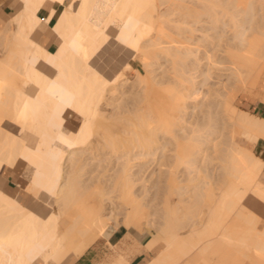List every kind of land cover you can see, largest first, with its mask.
Instances as JSON below:
<instances>
[{"label": "bare ground", "instance_id": "6f19581e", "mask_svg": "<svg viewBox=\"0 0 264 264\" xmlns=\"http://www.w3.org/2000/svg\"><path fill=\"white\" fill-rule=\"evenodd\" d=\"M12 5L0 264H71L111 226L145 264H264V116L238 105L264 90V0Z\"/></svg>", "mask_w": 264, "mask_h": 264}, {"label": "rangeland", "instance_id": "374dc122", "mask_svg": "<svg viewBox=\"0 0 264 264\" xmlns=\"http://www.w3.org/2000/svg\"><path fill=\"white\" fill-rule=\"evenodd\" d=\"M258 2V4H256ZM257 2H255V5L256 6H258L259 5V7H260V2L259 1H257ZM3 3V2H2ZM3 5V4H2ZM262 12H264L263 10L261 11H259V13H262ZM42 16L44 17L45 16V14H42ZM239 29H241V27L239 28ZM227 35H232L233 34V32L234 31H232V30H230V27L228 26L227 27ZM216 33H214V35H215ZM215 41H220L221 42V40L219 39V38H216L215 39ZM53 42H54V39L52 38L51 39V41H50V44H53ZM0 51H1V53H4V49H3V46H0ZM161 61H164V60H161ZM207 99V98H206ZM238 105L240 106V107H242V108H244V109H246V110H249L250 112H252V113H255V114H259V115H264V90H261V91H258V90H253L250 94H247V93H241L240 94V96H239V98H238ZM192 104V103H191ZM192 106V105H191ZM189 109H191V112H193V113H195V111L196 110H193V108L191 107V108H189ZM193 110V111H192ZM190 111V110H189ZM191 112H190V114H191ZM192 113V114H193ZM139 162V161H138ZM150 162V163H149ZM149 162H148V160H147V162L145 161H143V163H145L144 165L143 164H141L140 166L142 167V166H144V167H146V165H147V167L146 168H142V169H144V171L146 170L147 171V178L149 179L151 176H152V174H153V172H154V170H155V166H157V165H154L155 164V162H153V161H151V160H149ZM147 163V164H146ZM149 163V164H148ZM157 163V162H156ZM140 166H138L137 167V169H140L141 167ZM136 168V167H135ZM5 168H4V170L2 171V174L5 172ZM148 173H150V174H148ZM148 175H149V177H148ZM153 179V178H152ZM151 179V180H152ZM9 182H7V184H9V185H11V184H14L15 182V180H8ZM3 184H4V182H3ZM6 183L4 184V186L5 185H7ZM140 186V185H139ZM150 186V185H149ZM143 188V187H142ZM153 188H155V189H157L156 187H152L151 189H150V194H149V197H151L152 198V196H154L153 194H154V192H155V189H153ZM141 189V188H140ZM153 189V190H152ZM142 190V189H141ZM152 191H154L153 192V194H152ZM157 192H155V194H156ZM152 194V195H151ZM156 196V195H155ZM154 196V197H155ZM148 196L146 197V199L144 200V202H148V200H150L151 198H149ZM159 198V199H158ZM158 198H156V199H152V200H150L149 202H151V201H153L152 203L153 204H149L150 206L151 205H154V206H156V205H158L157 203H159V200H160V196H158ZM154 200H156V202L154 201ZM156 204H155V203ZM151 207V210L152 209H157V208H159L158 206H156V207ZM155 210H153L154 212H156L157 213V211H155ZM158 210V209H157ZM158 212H160L159 210H158ZM118 232H121V233H123V234H120V236L118 237V238H116L115 237V240H113L112 238H114V236H116L117 235V233ZM124 234H125V232L122 230V229H120V228H117V227H114V226H111V228L109 227V229H107L101 236H100V238L89 248V250H96V248H98L99 249V252H98V256L96 257V261H95V264H110V261L114 258V257H117V256H119V255H125L127 258V263L128 264H135V263H132V260H133V258H134V255L135 254H137L138 252H141V251H146L145 252V254L143 255V261L141 262V263H139V264H145L147 261H148V259L149 258H151L152 256H154L155 254H156V252L155 251H153V252H149V251H147L146 249H145V246H144V244H142V243H138V244H136L135 242V244L136 245H134V243H133V241L131 240V239H129L130 237H128V240H129V242H125V236H124ZM123 236H124V238H123ZM150 236L149 235H147L146 237H144V239H143V241H146L148 238H149ZM131 242V243H130ZM125 243H127V244H125ZM131 244V245H130ZM139 245V246H138ZM141 245V246H140ZM128 246V247H127ZM138 249H137V248ZM132 248H134V249H132ZM130 249V250H129ZM135 250V251H134ZM131 252V253H130ZM154 252H155V254H154ZM127 254H129V255H127ZM77 260V259H76ZM74 262V261H73ZM72 262V263H73ZM71 263V264H72ZM183 264H189L188 262H184Z\"/></svg>", "mask_w": 264, "mask_h": 264}, {"label": "crops", "instance_id": "0c3cea01", "mask_svg": "<svg viewBox=\"0 0 264 264\" xmlns=\"http://www.w3.org/2000/svg\"><path fill=\"white\" fill-rule=\"evenodd\" d=\"M12 1L13 0H11V1L10 0H0V5L6 13L13 12L14 8L12 5ZM263 144H264V142L258 146L260 152H262V153H264V145ZM120 234H123V233L118 232L117 235L114 236V238H112V239L115 240V237L118 238L120 236ZM124 236H125V234H124ZM124 236H123V238H124ZM98 252H99L98 248H96V250L95 249L94 250H87V252L83 256H81L80 258L75 260L72 264H95L96 257L98 256ZM145 252L146 251L144 250V251H141V252H138L137 254H135L134 258L132 260V263H135V264L141 263L144 260L143 255L145 254Z\"/></svg>", "mask_w": 264, "mask_h": 264}, {"label": "trees", "instance_id": "16d2710c", "mask_svg": "<svg viewBox=\"0 0 264 264\" xmlns=\"http://www.w3.org/2000/svg\"><path fill=\"white\" fill-rule=\"evenodd\" d=\"M262 116H264V115L262 114Z\"/></svg>", "mask_w": 264, "mask_h": 264}]
</instances>
